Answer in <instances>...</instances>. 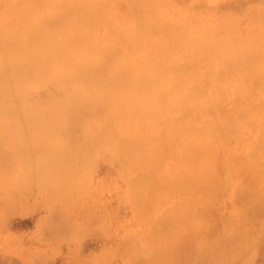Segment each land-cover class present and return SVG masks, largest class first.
Wrapping results in <instances>:
<instances>
[{"label":"rangeland","instance_id":"374dc122","mask_svg":"<svg viewBox=\"0 0 264 264\" xmlns=\"http://www.w3.org/2000/svg\"><path fill=\"white\" fill-rule=\"evenodd\" d=\"M16 1L0 0V20ZM55 1L29 2L50 21L69 2ZM85 1L89 59L101 68H133L127 37L168 51L172 67L264 55V0ZM41 76L0 94V264H264V79L219 97L220 82L202 75L199 92L216 98L209 130L157 141L155 159L135 135L134 165L106 133L102 104L76 116L54 107L73 75Z\"/></svg>","mask_w":264,"mask_h":264},{"label":"bare ground","instance_id":"6f19581e","mask_svg":"<svg viewBox=\"0 0 264 264\" xmlns=\"http://www.w3.org/2000/svg\"><path fill=\"white\" fill-rule=\"evenodd\" d=\"M29 1L11 3L16 5H11L12 8L9 5L10 9H6L0 20V94L11 95L15 86L29 80L37 82L41 74H45L41 80L53 81L61 76L73 75L70 87L60 89L64 95L54 107L61 111L74 110L75 115L78 109L102 104L104 114L101 119L109 125L106 133L117 140L123 164L133 160L136 165L139 161L132 155L131 139L134 140L135 135L145 143L142 151L155 159L161 156L163 150L148 149L157 141L172 142L176 140L177 133L182 134L188 128L198 133L197 126L199 129L206 128L205 132L209 130V120L204 117L210 116L216 98L210 100V97H204L206 89L203 94L199 92L204 81L202 75L220 82L214 86L223 87L217 88L221 90L219 97L238 94L239 82H242L240 90L246 88L251 92L254 90L251 87L255 86L258 90L264 79V55L256 59L244 55L236 60L220 53H215L213 58L204 53L194 57L189 65L182 63L172 67L167 63L168 59L162 57L170 58L171 53L164 49L137 50L133 48L135 41L131 37L124 38V41H128L127 45L131 48L130 55L135 62L133 68L122 72L116 63L107 69L101 68L97 61L103 63L102 60L89 59V44L86 42H90L88 29L91 19L85 0L58 1L62 5L57 8L58 12L55 10L56 15L50 21L46 20L43 9L33 7L32 0ZM139 17L141 19L140 14ZM62 18L69 20L68 29L62 25ZM228 64L232 65L230 73L224 71ZM105 71L109 72L108 75ZM242 93H245L244 89ZM193 100L194 104L191 103ZM35 115L38 116L37 112ZM155 131L158 132L156 135ZM115 160L121 169L125 168L122 164L120 166L121 160ZM130 181L134 182V178Z\"/></svg>","mask_w":264,"mask_h":264}]
</instances>
